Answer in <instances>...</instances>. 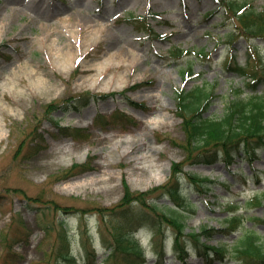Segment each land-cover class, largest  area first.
<instances>
[{
	"label": "rangeland",
	"instance_id": "1",
	"mask_svg": "<svg viewBox=\"0 0 264 264\" xmlns=\"http://www.w3.org/2000/svg\"><path fill=\"white\" fill-rule=\"evenodd\" d=\"M244 1L264 11V0ZM218 5V0H0V242L4 232L14 236L10 230L13 211L20 213L23 229L29 233L14 247L22 257L15 264L43 260L39 245L47 233L45 227L52 230L47 249L60 236L58 222L70 212L74 213L68 218V240L75 254L85 255L84 235L85 239L91 235L100 264H113L106 260L109 251L100 235L104 219L113 215L126 190L139 194L167 184L172 163L185 160V152L167 139L184 138L182 119L175 113L176 91L197 86L214 91L208 111L211 118L222 117L231 102L251 96L246 79L226 69L224 63L228 55H235L244 67L258 57L264 63V39L254 40L253 46L259 48L251 58L246 37L221 45L231 25H224L220 16L205 17ZM149 10L161 14L150 22L166 39L139 33L126 20ZM101 27L95 39L93 33ZM178 47L205 48L211 59H167ZM192 61L195 74L184 80L181 69ZM73 74L78 76L76 80ZM147 81L151 84L132 89ZM238 89L243 90L241 94ZM258 94L264 95L263 87ZM83 95L89 97L86 106L80 99ZM142 102L145 108L139 105ZM117 110L134 117L136 125L112 126L103 121L94 125L99 114L108 116ZM63 127L89 130L78 138ZM31 141L39 148L37 154L27 156ZM70 148V153H64ZM259 155L255 162L238 158L233 165L225 161L213 166L185 163L183 191L197 212L189 216L186 233L208 227L224 230L227 220L236 216L229 206L236 205L242 227L257 232L264 242V223L256 220H264V203L248 207L257 192H264L262 149ZM86 161L85 170L65 178L74 164ZM191 175L210 189L199 190ZM159 195L157 192L148 200ZM107 209L113 211H102ZM145 224L137 237L145 247L147 264H240L232 251L239 231L219 232L206 242L228 249L223 260L205 262L190 242L191 253L183 263L175 257L171 225L163 224L168 237L165 253H160L162 241H156ZM4 254L1 250L0 257Z\"/></svg>",
	"mask_w": 264,
	"mask_h": 264
},
{
	"label": "trees",
	"instance_id": "2",
	"mask_svg": "<svg viewBox=\"0 0 264 264\" xmlns=\"http://www.w3.org/2000/svg\"><path fill=\"white\" fill-rule=\"evenodd\" d=\"M224 3L226 4L225 11H227L231 20L237 21L238 28L243 34L245 33L250 37L264 38V12L257 11L243 0H232L231 2L226 0ZM151 16L154 15L148 13L144 18L133 17L131 21L136 23L137 29L140 31L150 29L148 19ZM189 54L190 51L185 52L178 49L173 53V56L186 57ZM207 55L205 49L200 50L198 53L199 57H207ZM232 60L233 58L230 57L229 61ZM235 61L236 59L233 60L234 63ZM234 66L238 75L248 79L246 88L250 91L251 96L246 100L237 99L230 103L225 109V114L220 118H211L206 115L215 96L214 91L212 93L203 86L191 89V91L184 88L176 91L177 115L183 118L184 139L182 141L172 137L167 139L185 152L186 160L183 163H172L173 176L171 181L162 185V187L139 194L130 193V190H126V197L115 208L113 215L105 218L101 238H103L106 249L110 252L108 260L112 261L113 264H145L146 251L142 246L141 239L136 237L137 233L146 223L156 241L164 240L167 236L164 222L170 224L174 231V251L176 256L183 262L187 261L188 253H190L187 247L188 241H192L197 245L200 255L204 256L206 262L209 263L213 257L223 260L228 249L225 246L206 245V242L218 235L219 232L230 234V232L237 233L239 231L241 233L234 252L237 254L240 264H264V243L261 242L257 232L245 228L240 229L242 221L238 216H231L227 220L228 225L224 230L217 231L212 228H204L201 232L186 233L188 215H196V210L193 202L184 194L181 183L185 163L191 166L213 165L218 161L225 160L231 164L235 161V157L240 156L241 151H243L245 158L254 161L260 156L259 148L264 146V95L258 94L259 88L264 87V68L258 64H250L247 68H242L237 62ZM226 67L231 68V64H227ZM193 68V64H190L181 70L184 79H188L193 75ZM239 93L240 90H238ZM119 121L133 123L135 120L121 113L108 120L110 124H116ZM72 130L75 131L76 135L83 137L84 130ZM72 134L74 133L72 132ZM29 143L25 154L27 156L37 154L39 144L32 141ZM22 144H24V140ZM23 146L20 145V148ZM219 146L224 149V157L219 156L216 152V148ZM242 146H244L243 150ZM87 165H75L74 168L66 172L65 178L74 175V171L77 173L79 170H85ZM191 179L194 180L195 186L200 190L210 189L207 184L204 185L199 181L197 176L191 175ZM257 181L260 182L258 176ZM157 192L160 193L158 197L148 200V197ZM165 199L173 205L165 203ZM263 201L264 193H257L250 201L249 207H260ZM136 206L137 208H135ZM229 209L236 215L239 212L236 206H230ZM102 211L109 213L113 209ZM19 219V215H14V221L10 227V230L14 232V236L4 232L1 239L0 251H5V254L0 257V264H15L17 259L21 257L14 251V247L19 241L27 238L29 233L24 231L23 221L21 222ZM256 220L264 223V220ZM67 225L68 220L66 218L59 221L60 236L55 244L47 249H44V247L47 243H50L52 230L47 226L45 227L47 233L39 245L44 258L34 264H99L96 251L87 246V243H84L87 254L83 263L73 256L66 235Z\"/></svg>",
	"mask_w": 264,
	"mask_h": 264
},
{
	"label": "bare ground",
	"instance_id": "3",
	"mask_svg": "<svg viewBox=\"0 0 264 264\" xmlns=\"http://www.w3.org/2000/svg\"><path fill=\"white\" fill-rule=\"evenodd\" d=\"M102 29V27L101 28H99V29H96L95 30V32L93 33V37L95 38V39H98L99 38V35H100V33H101V30ZM115 46V43H113L112 45H111V48H113ZM69 54H70V56H71V58H72V56H73V53L72 52H69ZM70 60V57L68 58V59H66L65 60V62L67 63L68 61ZM147 85V84H146ZM2 136V127H1V125H0V137ZM129 139H128V141H126V142H123L124 144H128L129 143ZM123 143H122V145H123ZM71 152V148L69 149V150H66V151H64V153H70ZM101 182H103V181H101Z\"/></svg>",
	"mask_w": 264,
	"mask_h": 264
}]
</instances>
